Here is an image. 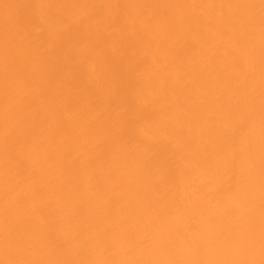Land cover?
Masks as SVG:
<instances>
[{
    "label": "bare ground",
    "instance_id": "1",
    "mask_svg": "<svg viewBox=\"0 0 264 264\" xmlns=\"http://www.w3.org/2000/svg\"><path fill=\"white\" fill-rule=\"evenodd\" d=\"M0 264H264V0H0Z\"/></svg>",
    "mask_w": 264,
    "mask_h": 264
}]
</instances>
